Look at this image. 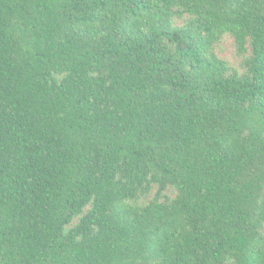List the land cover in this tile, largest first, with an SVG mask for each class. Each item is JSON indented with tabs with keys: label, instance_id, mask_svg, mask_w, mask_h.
I'll return each mask as SVG.
<instances>
[{
	"label": "trees",
	"instance_id": "trees-1",
	"mask_svg": "<svg viewBox=\"0 0 264 264\" xmlns=\"http://www.w3.org/2000/svg\"><path fill=\"white\" fill-rule=\"evenodd\" d=\"M0 264H264V0H0Z\"/></svg>",
	"mask_w": 264,
	"mask_h": 264
},
{
	"label": "rangeland",
	"instance_id": "rangeland-1",
	"mask_svg": "<svg viewBox=\"0 0 264 264\" xmlns=\"http://www.w3.org/2000/svg\"><path fill=\"white\" fill-rule=\"evenodd\" d=\"M220 54L224 58L230 59L232 61L236 60L234 46H233L231 38H227L225 42L223 43V45L220 47ZM167 193H169L172 197L175 195V191L173 189H170L169 191H167ZM152 196L153 194L147 197L146 199L148 200Z\"/></svg>",
	"mask_w": 264,
	"mask_h": 264
}]
</instances>
